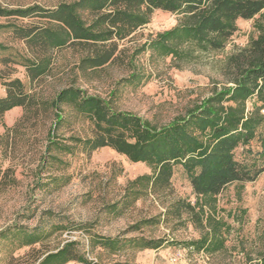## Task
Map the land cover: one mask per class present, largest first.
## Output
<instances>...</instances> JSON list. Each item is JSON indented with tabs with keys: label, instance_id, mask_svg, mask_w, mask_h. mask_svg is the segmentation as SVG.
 Masks as SVG:
<instances>
[{
	"label": "trees",
	"instance_id": "1",
	"mask_svg": "<svg viewBox=\"0 0 264 264\" xmlns=\"http://www.w3.org/2000/svg\"><path fill=\"white\" fill-rule=\"evenodd\" d=\"M156 11L181 18L171 29L150 38L141 50L179 63L224 50L238 32L240 19H255L257 36L227 56L223 66L225 83L221 87L167 124L158 125L136 113L118 110L112 98L89 95L74 86L62 89L47 102L55 113L54 130L67 121L64 105L88 118L93 128L87 137L71 135L64 140L52 137L39 171L48 165L63 164L61 154H91L102 148H110L134 164L145 163L151 173L130 181L123 196L106 206L110 213L118 214L144 196L161 198L169 194L174 171L181 166L196 196L194 204L178 198L164 213L139 220L115 237L92 236L90 246L112 252L125 247L158 249L164 245V239L128 235L158 223L163 216L181 219L187 214L203 232L199 239L186 245L214 254L225 248L228 229V223L218 211V195L229 184L254 181L264 172V136L260 132L264 127V0H71L53 8L0 6L1 17H38L45 21L23 26L0 25V29H10L23 41L28 53L15 51L14 55L5 56L4 61L23 66L29 79L35 81L49 72L57 49L81 44L89 46L91 53L82 58L80 68L102 67L119 57L120 42L151 23ZM11 50L12 47L0 42L1 53ZM141 78V74L134 73L128 82ZM3 85L6 95L0 97V117L15 108L37 104L20 79L6 80ZM256 139L261 146V168L239 162L235 154L237 148L248 146ZM2 179L0 168V182ZM65 179L68 182L70 177ZM49 226L45 217L34 227L11 226L0 231V243L18 239L19 248L31 247L25 255L26 264H102L90 260L77 240H67L53 251L37 249L35 246L54 232ZM255 264H264V246Z\"/></svg>",
	"mask_w": 264,
	"mask_h": 264
},
{
	"label": "rangeland",
	"instance_id": "2",
	"mask_svg": "<svg viewBox=\"0 0 264 264\" xmlns=\"http://www.w3.org/2000/svg\"><path fill=\"white\" fill-rule=\"evenodd\" d=\"M62 1L71 0H0V6L7 9L33 5L53 8ZM180 18L177 14L156 11L151 23L120 42L119 57L102 67L80 68L82 58L91 53L89 46L73 44L57 49L49 72L35 81L29 79L23 66L4 61L5 56L14 55L15 51L28 53L24 42L10 29H0V42L13 48L8 53L0 52V75L3 76L0 77V97L6 95L3 85L6 80L20 79L37 102L29 108H15L0 117L3 175L0 231L15 225L34 227L45 217L50 222L49 230L54 232L43 243L37 244V249L53 251L67 240H77L90 260H99L102 264H255L259 261L264 246V172L254 181L229 184L218 195L219 214L228 223L226 243L223 250L208 254L186 245L199 239L203 232L187 214L181 219L163 216L158 223L128 235L164 239V245L158 249L125 247L112 252L90 246L92 236L115 237L139 220L164 213L178 198L194 204L196 196L181 166L174 171L169 194L161 198L144 196L118 214L110 213L106 206L123 196L130 181L151 173L145 163L134 164L126 156L102 148L91 154H61L63 164L48 165L39 171L52 137L55 140H64L71 135L87 137L93 128L88 118L64 105L67 121L54 130L55 113L48 104L62 89L74 86L89 95L112 98L118 110L136 113L158 125L167 124L175 117L185 115L215 88L221 87L225 83L223 66L227 56L257 36L255 19H240L238 32L224 50L201 54L191 62L179 63L170 57L161 58L152 51L141 50L145 42L177 25ZM44 22L38 17L13 19L0 16V25ZM134 73L141 74V80L128 82ZM260 132L264 136V127ZM260 151L256 139L248 146L237 148L236 159L261 168ZM67 177H70L68 182ZM54 178L60 180L54 183ZM30 249L19 248L18 239L2 241L0 264H26L25 255Z\"/></svg>",
	"mask_w": 264,
	"mask_h": 264
}]
</instances>
